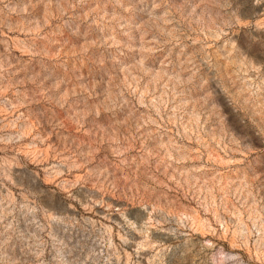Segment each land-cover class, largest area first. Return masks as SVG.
Listing matches in <instances>:
<instances>
[{"label":"rangeland","instance_id":"1","mask_svg":"<svg viewBox=\"0 0 264 264\" xmlns=\"http://www.w3.org/2000/svg\"><path fill=\"white\" fill-rule=\"evenodd\" d=\"M0 264H264V0H0Z\"/></svg>","mask_w":264,"mask_h":264}]
</instances>
